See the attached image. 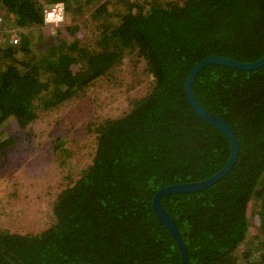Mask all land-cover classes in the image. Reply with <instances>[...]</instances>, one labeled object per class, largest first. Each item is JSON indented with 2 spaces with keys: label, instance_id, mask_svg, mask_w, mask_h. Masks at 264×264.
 Masks as SVG:
<instances>
[{
  "label": "trees",
  "instance_id": "1",
  "mask_svg": "<svg viewBox=\"0 0 264 264\" xmlns=\"http://www.w3.org/2000/svg\"><path fill=\"white\" fill-rule=\"evenodd\" d=\"M57 2L66 3L76 25L34 38L32 30L46 26L45 8ZM90 9L91 24L76 23ZM0 10L20 40L14 45V32L0 25L1 152L15 143L1 142L7 122L26 129L125 58L145 63L153 79L124 116L96 129L92 163L61 191L42 233L0 230V264H182L153 198L163 187L211 178L232 152L229 138L192 108L186 79L211 56L243 63L264 56V0H0ZM193 90L226 120L240 152L219 182L163 205L189 264H264V66L209 65Z\"/></svg>",
  "mask_w": 264,
  "mask_h": 264
},
{
  "label": "rangeland",
  "instance_id": "2",
  "mask_svg": "<svg viewBox=\"0 0 264 264\" xmlns=\"http://www.w3.org/2000/svg\"><path fill=\"white\" fill-rule=\"evenodd\" d=\"M62 3L66 9L63 22L34 28V38H55L76 25L74 15ZM91 10L76 15V23L91 24ZM10 19L7 16L6 25L17 36ZM65 40L72 42L73 36H65ZM152 82L145 63L137 57L125 58L81 97L39 113L26 129L7 122L1 130V142L13 138L15 143L0 151V230L22 235L42 233L51 224L53 203L61 191L92 163L97 150L96 129L106 120L124 116L135 100L148 94ZM255 234L252 229L249 239H255Z\"/></svg>",
  "mask_w": 264,
  "mask_h": 264
},
{
  "label": "water",
  "instance_id": "3",
  "mask_svg": "<svg viewBox=\"0 0 264 264\" xmlns=\"http://www.w3.org/2000/svg\"><path fill=\"white\" fill-rule=\"evenodd\" d=\"M209 65H220L223 67H229L240 71H253L260 69L264 66V56L258 61L252 63H243L232 60L230 58L211 56L205 59L204 61L200 62L198 65H196L189 73L186 79L185 90L192 108L200 118H202L204 121L217 128L219 131L224 133L229 138L232 152L227 165L220 172H218L211 178L201 182L176 184V185L163 187L156 192L153 198L152 208L159 222L168 229V231L175 239L181 252L182 264H189L187 247L176 222L165 209L163 205V200L165 198H169L171 195L195 194L210 188L211 186L219 182L221 179H223L233 169L240 152L237 137L234 131L226 122V120L222 119L216 114L210 113L206 108H204L199 103V101L195 97L193 90L194 81L197 75L205 67ZM73 264H88V263H73Z\"/></svg>",
  "mask_w": 264,
  "mask_h": 264
},
{
  "label": "built area",
  "instance_id": "4",
  "mask_svg": "<svg viewBox=\"0 0 264 264\" xmlns=\"http://www.w3.org/2000/svg\"><path fill=\"white\" fill-rule=\"evenodd\" d=\"M65 14H66V9L65 5L62 2L56 3L52 7H47L44 10V16H45V22L49 25L57 26L63 22L65 19ZM5 23L4 16L0 14V25ZM12 31V30H10ZM0 38H1V33H0ZM20 42L18 36H13L12 37V43L14 45H18Z\"/></svg>",
  "mask_w": 264,
  "mask_h": 264
}]
</instances>
